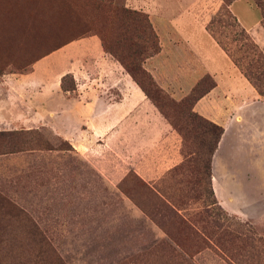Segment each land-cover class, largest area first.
I'll list each match as a JSON object with an SVG mask.
<instances>
[{"label":"rangeland","instance_id":"374dc122","mask_svg":"<svg viewBox=\"0 0 264 264\" xmlns=\"http://www.w3.org/2000/svg\"><path fill=\"white\" fill-rule=\"evenodd\" d=\"M111 5L132 9L127 0H0V264H264V126L244 137L230 127L214 150L220 208L200 180L201 158L181 164L182 144L179 163L146 182L108 151L86 160L45 108L35 113L46 81L73 94L65 59L51 52L62 42L94 33L104 49L131 52L140 23L120 20ZM219 10L206 29L229 40ZM238 42L227 45L237 56ZM250 70L264 89V68Z\"/></svg>","mask_w":264,"mask_h":264},{"label":"crops","instance_id":"0c3cea01","mask_svg":"<svg viewBox=\"0 0 264 264\" xmlns=\"http://www.w3.org/2000/svg\"><path fill=\"white\" fill-rule=\"evenodd\" d=\"M127 1L147 15L158 38V51L146 57L142 67L159 88L180 99L202 75L212 78L214 85L195 101L193 110L222 127L215 151L230 127H242L243 137L260 133L264 94L206 29L222 0H192L184 7L182 0ZM227 8L264 54V29L252 0H232ZM51 52L65 59L61 68L74 81L73 94L63 96L58 84L45 80L39 92L44 100L35 113L45 108L51 128L76 153L96 164L98 154L108 151L120 168L132 169L146 182L179 163L180 136L119 61L102 48L97 35L72 39ZM211 163L210 185L216 197Z\"/></svg>","mask_w":264,"mask_h":264},{"label":"trees","instance_id":"16d2710c","mask_svg":"<svg viewBox=\"0 0 264 264\" xmlns=\"http://www.w3.org/2000/svg\"><path fill=\"white\" fill-rule=\"evenodd\" d=\"M231 1L232 0H222V6L219 8V11L223 12V15L225 14L229 19L227 28H229L230 39L227 40V34L224 36L225 40L221 38L220 34H217L215 36V40L219 46L224 49L226 53L232 58L234 63L242 71L243 75L248 80H250L251 84L256 88L258 93L263 95L264 89H261L259 83L257 84L256 81L258 79L252 76L250 65L254 63L255 67L264 68V54L252 41L247 32L238 25L233 16L230 14L227 5ZM252 2L259 9L260 24L264 29V0H252ZM110 9L114 15L118 16L120 20L125 21L127 24L133 22L134 20V22L140 23L139 25L141 30L139 34L136 35V41H134L132 44L133 49L126 56L123 54H118L113 50L104 49L101 37L97 35L101 42L102 48L119 61V63L123 66L130 77L138 84V86L150 99L157 110L178 133L184 151L182 154L184 159L181 164L187 160L188 155V158L191 157L190 154L197 155L199 158H201L200 165L198 166L199 177H201L200 180L203 181L205 189L209 191V194L212 197L210 204H215L220 207L214 198L210 185V159L222 133V127L219 124L199 115L193 110V104L195 101L214 85L213 81L209 80V84L206 87H203L205 80L208 79V76H204L198 79L196 83L190 88L188 93L179 100H174L173 98L169 97L155 84L150 74L142 67L143 60L158 51V40L150 25L147 15L142 11L126 8L124 6L120 7L117 5H111ZM212 22L213 19L210 21V23ZM72 39L62 42L54 49L60 47ZM231 42H238V47L236 50L238 51L242 49V55L240 54L237 56L232 53L230 47L227 46L228 44H231ZM146 48H149V51H146ZM247 55L252 56L253 63H242L243 58ZM259 73L264 74V70L263 72L260 71ZM65 75L70 76L68 73L64 74L63 76ZM252 79H254V81H252ZM72 89H74V82ZM165 107L169 108L170 112H166L164 110ZM63 142L69 145L66 140H63ZM187 146L193 147L191 152L185 151Z\"/></svg>","mask_w":264,"mask_h":264}]
</instances>
